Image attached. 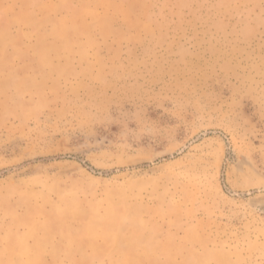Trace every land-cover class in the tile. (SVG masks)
<instances>
[{
    "label": "rangeland",
    "instance_id": "rangeland-1",
    "mask_svg": "<svg viewBox=\"0 0 264 264\" xmlns=\"http://www.w3.org/2000/svg\"><path fill=\"white\" fill-rule=\"evenodd\" d=\"M0 264H264V0H0Z\"/></svg>",
    "mask_w": 264,
    "mask_h": 264
}]
</instances>
